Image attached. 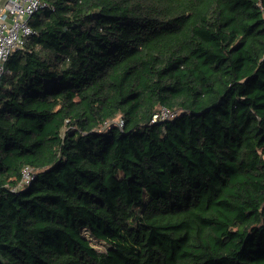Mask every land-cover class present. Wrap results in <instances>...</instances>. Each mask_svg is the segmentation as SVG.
<instances>
[{"label": "trees", "instance_id": "obj_1", "mask_svg": "<svg viewBox=\"0 0 264 264\" xmlns=\"http://www.w3.org/2000/svg\"><path fill=\"white\" fill-rule=\"evenodd\" d=\"M44 2L0 78V264H264V0Z\"/></svg>", "mask_w": 264, "mask_h": 264}, {"label": "built area", "instance_id": "obj_2", "mask_svg": "<svg viewBox=\"0 0 264 264\" xmlns=\"http://www.w3.org/2000/svg\"><path fill=\"white\" fill-rule=\"evenodd\" d=\"M44 0H0V78L4 71V64L9 55L23 48L27 38L33 32L29 18L34 13L44 9ZM176 111L166 107L159 108L152 114L151 122L173 118ZM121 128V118L114 121ZM31 169H23L22 183H29L32 179Z\"/></svg>", "mask_w": 264, "mask_h": 264}, {"label": "rangeland", "instance_id": "obj_3", "mask_svg": "<svg viewBox=\"0 0 264 264\" xmlns=\"http://www.w3.org/2000/svg\"><path fill=\"white\" fill-rule=\"evenodd\" d=\"M117 120V118L115 119V121ZM87 235V234H86ZM89 237V236H88ZM91 243L93 244V246L99 250V251H103L106 248V244L100 240L94 239L91 237Z\"/></svg>", "mask_w": 264, "mask_h": 264}]
</instances>
